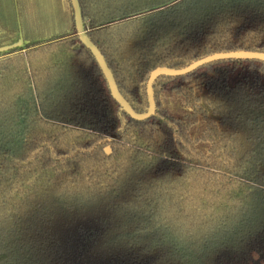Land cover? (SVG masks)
Segmentation results:
<instances>
[{"label": "trees", "instance_id": "trees-1", "mask_svg": "<svg viewBox=\"0 0 264 264\" xmlns=\"http://www.w3.org/2000/svg\"><path fill=\"white\" fill-rule=\"evenodd\" d=\"M79 2L140 114L155 69L264 52V0ZM154 97L122 110L71 0H0V264H264V60Z\"/></svg>", "mask_w": 264, "mask_h": 264}, {"label": "water", "instance_id": "water-1", "mask_svg": "<svg viewBox=\"0 0 264 264\" xmlns=\"http://www.w3.org/2000/svg\"><path fill=\"white\" fill-rule=\"evenodd\" d=\"M76 18V27L82 42L94 53L96 56L110 86L114 98L121 105L123 111L127 112L132 118L137 120H147L152 117L156 112V102L154 97V83L156 79L162 75L167 74L170 76H182L188 74L197 68L218 60L234 59V58H252V59H261L264 60V52H255V51H235V52H225L217 53L207 57H204L200 60L193 62L192 64L181 68L173 69L168 67H159L155 69L149 78L148 81V100H149V110L146 113L140 114L134 110L132 105L123 97L119 92L116 80L110 68L108 67L106 60L100 51V49L87 37L86 31L84 29L82 9L79 0H71ZM105 151L110 154L112 152L111 146L105 148Z\"/></svg>", "mask_w": 264, "mask_h": 264}, {"label": "rangeland", "instance_id": "rangeland-1", "mask_svg": "<svg viewBox=\"0 0 264 264\" xmlns=\"http://www.w3.org/2000/svg\"><path fill=\"white\" fill-rule=\"evenodd\" d=\"M66 4H67V3H66ZM66 4L64 3V6H65V7H66ZM65 7H64V8H65Z\"/></svg>", "mask_w": 264, "mask_h": 264}]
</instances>
